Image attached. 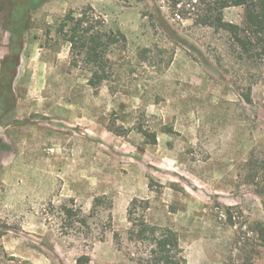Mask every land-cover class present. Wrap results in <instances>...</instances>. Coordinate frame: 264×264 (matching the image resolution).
<instances>
[{
	"label": "rangeland",
	"instance_id": "1",
	"mask_svg": "<svg viewBox=\"0 0 264 264\" xmlns=\"http://www.w3.org/2000/svg\"><path fill=\"white\" fill-rule=\"evenodd\" d=\"M188 4L181 19L174 0H46L26 15L14 105L0 119V264H136L114 240L135 198L178 233L179 264H264V247L251 238L240 248L235 232L264 217L243 178L252 153L264 158V58L232 53ZM86 6L128 39L110 53L124 61L125 88H93L70 65L56 28ZM10 16L0 0V70ZM224 16L242 24L244 9ZM139 47L173 60L145 65ZM64 205L88 216L83 236L64 231Z\"/></svg>",
	"mask_w": 264,
	"mask_h": 264
},
{
	"label": "trees",
	"instance_id": "2",
	"mask_svg": "<svg viewBox=\"0 0 264 264\" xmlns=\"http://www.w3.org/2000/svg\"><path fill=\"white\" fill-rule=\"evenodd\" d=\"M45 1L11 0V16L8 21L9 55L0 70V119L14 105L13 83L24 46L26 15ZM181 2L183 3L177 8ZM187 4L198 9L196 18L193 19L195 24L227 34L228 46L232 53L241 58H264V0H174L178 11L175 14L177 19L182 18ZM229 7L244 9L242 24L226 21L224 11ZM56 34L70 46L71 67L86 73L90 86L97 88L110 84L112 89L125 88L126 79L122 73L124 61L120 63V60L113 59L110 53L115 48L126 49L128 39L120 29L108 27L106 19L97 14L92 6L70 10L58 24ZM159 55L160 60L155 59ZM137 57L140 63L142 61L154 68L161 65L166 67L173 60L172 53L170 55L166 50H158L156 47H139ZM246 101L252 102L250 95H247ZM138 130L156 141L154 134L142 128ZM244 167L243 178L253 185L254 192L262 200L264 211V158L252 153ZM100 201L101 198H97L95 204ZM149 209L150 202L147 199H133L128 207L127 229L114 233L115 242L126 250L127 255L136 264H179L183 249L178 233L169 226L151 223L148 219ZM61 213L64 231L83 236L90 228L89 218L81 209L64 205ZM235 220L233 215H230V225L233 227L237 225ZM235 232L236 235L240 234L236 240L240 248L251 238L264 247V217L262 220L248 222L246 227L238 226Z\"/></svg>",
	"mask_w": 264,
	"mask_h": 264
}]
</instances>
